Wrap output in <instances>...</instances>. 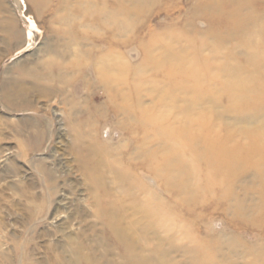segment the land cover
<instances>
[{"label":"bare ground","instance_id":"1","mask_svg":"<svg viewBox=\"0 0 264 264\" xmlns=\"http://www.w3.org/2000/svg\"><path fill=\"white\" fill-rule=\"evenodd\" d=\"M72 1L78 7L74 15L83 7L89 12L111 1L113 6L102 4L94 13L103 28L109 22L113 28L106 30L107 36L90 40L72 34L66 49L54 46L48 54L75 59L84 87L90 86L86 69L92 66L111 113L119 118L116 125L126 136L120 147L111 149L95 140L97 127L76 131L79 145L81 137L89 139L82 147L86 155L79 167L95 208V221L89 227L100 226L92 234L103 253L95 254L79 236L70 234L68 258L62 264H172L170 237L158 229L168 230L178 222L182 208L202 198L200 193L230 203L228 210L234 208L239 214L244 201L236 187L241 186L247 195H264V9L258 13L251 9L257 0H196L194 15L206 18L211 41L181 35L172 45L164 44L152 31L140 61L131 67L118 49V22L119 17L128 22L133 16L136 0H129L132 6L118 0ZM259 1L264 5V0ZM83 21L80 26L93 24ZM228 40L236 54L232 47L220 53ZM48 65L56 67L61 78L67 77L70 64L51 59ZM44 88V96L56 94L55 88ZM14 94L19 100L25 98L21 85ZM73 98L65 99L70 106L66 117L72 124L87 126L91 116L76 120ZM95 113L101 116L98 110ZM253 118L263 121L257 129L247 127ZM118 150L119 154L127 152L126 164H135L137 171L115 167L116 161L120 163ZM143 170L157 178L163 195L142 182L139 173ZM106 172H110L113 186L106 184ZM242 179L254 185H240ZM165 197L170 203L162 202ZM125 199L131 200L132 219L138 216L136 220L129 221L124 212ZM41 210L40 204L37 211ZM184 248L186 264L204 260L198 261L195 246ZM116 249L117 259L105 257Z\"/></svg>","mask_w":264,"mask_h":264},{"label":"rangeland","instance_id":"2","mask_svg":"<svg viewBox=\"0 0 264 264\" xmlns=\"http://www.w3.org/2000/svg\"><path fill=\"white\" fill-rule=\"evenodd\" d=\"M118 1L132 6L129 0ZM104 2L113 6L111 1ZM134 4L136 10L128 22L119 17L117 36L119 52L131 67L140 61L152 31L158 34L157 41L164 44L172 45L181 35L211 41L206 18L194 15L196 0H136ZM252 5L254 12L264 9L259 0ZM76 7L72 0H0V264H62L68 258L66 243L70 234L79 236V241L95 254L103 253L92 234V229L99 231L100 226L89 227L95 221V208L79 167L86 155L82 147L89 139L81 137L79 145L75 133L97 127L95 140L111 149L120 147L126 135L116 125L119 118L111 113L92 66L86 69L90 86L84 87L75 59L48 54L54 46L66 49L72 34L90 40L93 36H107L113 28L110 22L105 28L100 25L94 13L98 7H89V12L83 7L75 17ZM85 19L93 24L80 26ZM226 43L220 53L232 47L236 54L233 42ZM241 56L238 52L237 57ZM51 59L70 64L66 78L60 77L56 67L50 68ZM49 74L52 77L45 78ZM17 85L24 88L22 100L14 94ZM44 87L55 88L56 94L44 96ZM72 97L76 120H84L90 114L87 126L67 119L70 106L65 99ZM259 120H248L247 127L259 128L263 124ZM117 155L120 163L116 161V168L137 171L135 164H126L127 152L119 154L118 150ZM139 177L163 195L153 174L143 170ZM105 182L112 185L110 172H106ZM240 185L254 184L242 179ZM235 189L244 201L240 214L234 208L228 210L230 203L213 201L200 193L202 198L182 208L178 222L168 230L157 228L161 235L164 232L170 237L172 264H186L188 254L182 250L192 246L197 248L198 261L204 259L199 264H264V195H247L241 186ZM169 200L165 197L162 202L170 203ZM125 203L129 221L136 220L138 216L132 219L131 200L125 199ZM40 204L42 210L37 211ZM117 251L106 253L105 257L117 259Z\"/></svg>","mask_w":264,"mask_h":264}]
</instances>
